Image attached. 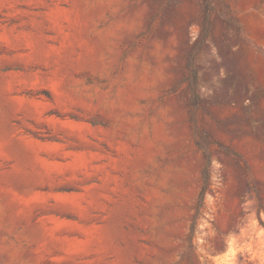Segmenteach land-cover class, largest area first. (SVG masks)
<instances>
[{
    "label": "rangeland",
    "instance_id": "obj_1",
    "mask_svg": "<svg viewBox=\"0 0 264 264\" xmlns=\"http://www.w3.org/2000/svg\"><path fill=\"white\" fill-rule=\"evenodd\" d=\"M0 264H264V0H0Z\"/></svg>",
    "mask_w": 264,
    "mask_h": 264
}]
</instances>
